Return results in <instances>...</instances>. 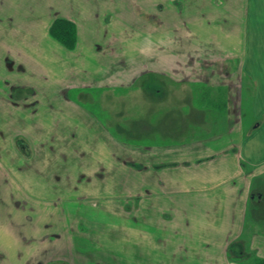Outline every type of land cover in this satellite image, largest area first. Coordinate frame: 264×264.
Returning a JSON list of instances; mask_svg holds the SVG:
<instances>
[{"label":"crops","instance_id":"obj_1","mask_svg":"<svg viewBox=\"0 0 264 264\" xmlns=\"http://www.w3.org/2000/svg\"><path fill=\"white\" fill-rule=\"evenodd\" d=\"M261 181L264 0H0V264H256Z\"/></svg>","mask_w":264,"mask_h":264},{"label":"rangeland","instance_id":"obj_2","mask_svg":"<svg viewBox=\"0 0 264 264\" xmlns=\"http://www.w3.org/2000/svg\"><path fill=\"white\" fill-rule=\"evenodd\" d=\"M97 26V23H96ZM99 29V27H98ZM241 44V43H240ZM240 46V45H239ZM56 65V64H55ZM54 65V67H55ZM77 65L80 64H76L75 66L77 67ZM58 70H61V66H57ZM98 72V70H97ZM244 86L243 90H244V104H243V113H241L242 117H243V121L245 122L246 126H250V124H252L251 122L253 121V113L250 111V109L248 110V103L247 100L249 99L248 97V85L247 82L244 81ZM125 88H117V89H113V91L108 89H104V87H98V86H93L91 88L85 89V91L91 92V95L93 97H95V101L89 102V106L90 108H92L93 110H95L96 114L100 115L101 117H104L106 115V113L104 114L103 112V104H104V97L103 94L108 92L112 95H110L111 99L113 98V101L115 100L117 105L119 101L118 98L117 100L114 98V94H119L121 92H123ZM195 94L196 96L194 97L196 100L197 105L199 106H205L206 109V113H201L203 120L205 119L206 122L208 124V127L205 128L207 133H219V131H223L226 128V117H227V113H221L219 112V110L221 108H226L224 103H225V95L223 92H219V88H209V87H199V88H195ZM114 93V94H113ZM109 97V95L106 96V98ZM85 104H88L87 102H85ZM135 107V104L133 105ZM119 109V108H118ZM194 124V123H193ZM254 125V124H253ZM204 128H200L199 130H201V132H203L205 130ZM116 131V129H114ZM255 196L253 198V201H251L250 203V207H249V213H248V221H253V222H257L260 225L264 226V182H260L258 187H255ZM261 192L263 194V198L262 200H258V197L256 196L257 193ZM4 228L0 227V232H4L7 233V229L11 230L12 229V225L11 222L9 221V223L7 222L6 224H1ZM3 234L0 235L1 239L0 242H5L6 241V234L5 236H3Z\"/></svg>","mask_w":264,"mask_h":264},{"label":"trees","instance_id":"obj_3","mask_svg":"<svg viewBox=\"0 0 264 264\" xmlns=\"http://www.w3.org/2000/svg\"><path fill=\"white\" fill-rule=\"evenodd\" d=\"M51 34L70 48L77 42V28L73 22L66 19L55 20L51 27ZM256 264H264V260H258Z\"/></svg>","mask_w":264,"mask_h":264},{"label":"flooded vegetation","instance_id":"obj_4","mask_svg":"<svg viewBox=\"0 0 264 264\" xmlns=\"http://www.w3.org/2000/svg\"><path fill=\"white\" fill-rule=\"evenodd\" d=\"M256 196L258 197V200H262L263 194L261 192L257 193Z\"/></svg>","mask_w":264,"mask_h":264}]
</instances>
